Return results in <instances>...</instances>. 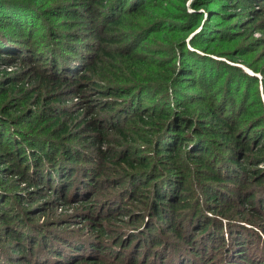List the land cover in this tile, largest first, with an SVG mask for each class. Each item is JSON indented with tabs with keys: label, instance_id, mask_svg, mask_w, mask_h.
<instances>
[{
	"label": "rangeland",
	"instance_id": "rangeland-1",
	"mask_svg": "<svg viewBox=\"0 0 264 264\" xmlns=\"http://www.w3.org/2000/svg\"><path fill=\"white\" fill-rule=\"evenodd\" d=\"M97 1H101L102 4L94 7V4ZM242 1L243 0H165L166 4L163 7L168 8V14L163 17L158 16L157 18L153 17L151 19V24H154L155 21L159 20L161 22L160 26H163V30L149 34L151 36L146 38H144L146 36L144 33H141L139 36H132L137 35L142 28L147 27L144 22H141L142 19H138L132 21L130 25L123 30V35L118 29H110L107 31L108 39H111L114 42L109 45L110 49H116V52L120 49L122 50L121 54L123 55L126 53H136L137 56L145 60L146 66L134 62H129L128 64L140 68L145 75L150 77V81L137 80L127 82L125 79L113 78L108 72V67L106 65H101L99 68V75L100 78H102V81L99 78H96L99 82L98 90H94L93 84L85 82H82L77 90L70 88L67 85L62 87V92L57 96V101H52L53 98H47V100L44 99L40 103H37V100L35 99L33 101L27 100L29 98L28 95L30 94L29 91L32 92L34 89L31 77L34 74H40L45 77L43 74H46L47 76L50 72H53L54 75V72L57 71L55 70L57 67H55V69L53 67H46L48 64L45 59V54L50 49L48 48L49 43L54 39L52 38L53 36H45L44 27L48 24L58 25V23H60L64 26L63 28H65H61L63 31L65 30L66 33L67 31L72 33V41L70 43L66 42V44L68 43L67 46L74 48L71 49L72 53L68 52L73 54V56H67L68 60L66 62L67 68L72 69V66L78 63L79 57H83L82 54L84 55L85 53H88V49L84 50V45L87 43H95L94 39L90 38V36H92L90 30L92 29L91 27L95 25L93 24L95 22V17L101 19L102 15H106L105 6L108 3L107 0H92L90 4H85L78 0H20L19 5L16 6L13 11L7 10L8 18L6 24H11L9 28H11L10 30H12L13 34L6 33L5 36L12 42L17 41L20 45L24 44L22 47H25V45L28 46L30 48V53L23 59L22 57H24V53H18L19 55L15 56L16 59L11 55L2 56L5 58L0 61V83L5 77L2 76L3 71H6L10 74L8 78H15L13 80L16 81V84L19 86L23 84V87L28 94L25 96H19L13 103L7 104V110H5L3 116L9 123L5 122L3 124L5 127H16L19 130L25 131V126H23V124L30 123L33 120V117H31L32 114H36L35 116L37 117L41 116L43 112H46L47 116L41 118L42 120H45L54 114H67V119L63 121L68 122L69 126H77L81 122L88 121H94L96 124L103 127H108L109 125L116 126L119 123L115 120L116 112H121V108H124L123 110L130 108L132 110V107L128 103H118L120 101L118 100L119 98L109 94L107 92L108 87H114L117 90L123 87H134L136 90H132H134V95L136 97H151V100L148 99V101H145L141 97L137 98L145 108L156 107V104H159V108L162 107L164 101L167 99V95L168 98H170L169 95L171 96V94L175 93L174 91L180 94H184L185 91H188V94L195 95L201 94V90H204L203 95L214 93L216 96H219V93L222 92V88L220 87L221 85L218 87V83H216L217 80H214L213 77L206 79L203 82L199 79H196L194 82L183 79V76H188V73H184L186 72L185 68L187 65L186 55H182V60H180V57L178 58L176 54L173 56L174 52L172 53V51L181 49L180 43L182 41L180 42L177 40V35L180 32L184 33L183 30H186L183 43L187 49L190 48V50L197 52L202 56L221 60L227 65L233 66V68H239L250 76L258 79L262 78L263 74L259 71L264 69V5L262 3L257 4V8L255 7V9H259V11L256 15L251 12L243 13L240 8H238L241 7ZM26 6H30L32 10L27 9ZM90 9H95L99 12L90 13L88 12ZM30 11L36 13L37 17L35 14H33L34 17H29ZM113 12L115 15L119 14L117 5H115ZM55 14L57 16H54ZM74 16L77 18L72 20ZM68 18H70V20L66 21ZM193 18L194 22L192 20ZM190 21L193 22V24H190ZM204 21H208V27L212 26L211 28H217V31H212V33L206 31L204 35L200 36L202 32L207 30L206 26L202 27ZM169 23L175 26L179 25L181 28L179 30H177L176 27L165 29L168 28ZM191 27H193V29ZM55 29L57 32H61V35L66 34L58 27H55ZM142 31L144 30L142 29ZM164 31L168 32L165 33ZM124 33H132V35H126ZM194 34H198L199 37L204 38L213 37L210 39H204L202 41L204 43L201 44V47L214 53L205 54L204 52H199L192 48L189 43ZM130 36H132V38ZM64 37L66 36L64 35ZM67 38H70L68 34ZM22 49L24 50V48ZM52 49L55 50V53H53V59H56L57 62L60 63L62 59L59 57L65 55L62 51L64 48H59L57 44V46H53ZM12 58L16 65L9 64L11 63L10 61ZM180 61L181 67L184 69V74L176 75L178 62ZM206 62L208 63L205 64L206 66H211L219 73V68L212 65L210 60ZM200 63L202 64V60ZM55 65H57V63ZM189 65L196 67V62H189ZM46 69L49 70L46 71ZM40 72H43V74ZM81 73L82 72H79L77 75ZM231 73L234 74V72ZM56 74L59 75L60 72H56ZM85 75L90 77V74ZM52 79L55 78L52 77ZM82 81L84 80L82 79ZM142 82H148V84H143ZM162 83H166V85L162 86ZM193 83L195 84L194 88L191 87ZM243 85L245 86L244 89L247 87L251 88L252 86L256 87L250 82V80L248 81L246 79H244ZM168 87L169 90L166 95V89ZM233 89L234 87L232 86L229 93L227 92L226 98L228 97V100L232 101V105L236 108V106L239 105L242 92H239L238 95L235 96V90ZM259 90L264 105V94L262 93L261 88H259ZM78 91H82V93ZM254 91L256 90L252 89L251 94L254 93ZM235 97H237V101L235 100ZM25 100V105H22L23 108L15 111L18 107L17 105H20ZM234 102H236V105ZM252 105V100L246 104L248 109H251ZM54 111H56V113ZM68 118L71 120H68ZM44 122L47 126L50 123L46 121ZM255 125L256 123L252 122L246 124V126L250 127ZM85 127L86 125L81 128H71L70 135H74V137L69 140V144H67L74 146L64 148L67 152L62 151L61 148L57 147H64L62 144L57 143L59 140L58 138L50 137L49 144L55 148L47 153H50L51 156H55L56 158L61 154L66 161L65 158H69L68 151H70V153L73 152L72 154L77 158L72 160V166L70 165L74 168V171L71 174V176L76 179L74 185L77 186L76 177L79 173L82 175V170L88 175L90 174L92 176L90 180V191L88 193L90 197L81 201L79 199L73 200L68 193V197H66V201L64 202L65 205L59 203L51 204L50 202H53L54 199L47 198V196H50L48 190L41 188V192L39 193L34 189H29L27 185L24 186L23 182L18 177V173L13 170L11 165H9V167H7V172H0V194H2V196H0V207L3 209L0 217V234L2 235L1 245L8 248L7 253L10 251L14 257L19 256L11 252L13 247H19L18 242H21V246L25 245L23 240H19L20 238L18 239V235L27 236L28 240V234L32 233L28 228L31 229L37 227L39 230L41 228H46L48 231H56L57 234L59 233L58 235H60V237H78L77 244L76 242H71L75 248H77L76 245H81V248H79L81 256L74 254L67 248H62L55 242H52L48 244L49 247L47 249H44L45 253L41 252L42 250L38 251V253L41 252L42 254V263L62 264L64 260L78 259L79 257H85L88 255L92 256L91 259H94L86 261V263L81 261L78 264H140L142 254L144 253L145 258L142 264H153L151 263L153 258L152 254L156 248L151 247L149 244L150 235H153V230H151L152 233H150V228H146V221L148 222L146 212L148 209H152L153 206L156 205V200L153 197V193L156 189L162 191L163 195L169 196L175 187L172 186V184H170L171 182L168 180H158L159 183L157 187H153L154 183H149L145 190L139 189L138 187L140 183L136 181H141L142 175L134 178L132 176L128 177L133 174V170L115 164L118 157L114 159V162L109 161L107 163L104 161L105 164L101 159V155L95 152L92 146L89 147L84 140L78 139L79 136H82L81 139H84L87 135H91L87 134L88 132H86ZM252 128L249 131H258L263 127L258 126L254 129ZM56 129L57 126H54L53 130ZM243 132L245 133V131ZM111 134L110 141L105 142L101 146V149H110L112 154L115 153L117 155L124 153L125 151L132 152L135 153L136 156L143 157L152 163H156L157 160H159V157L156 155L152 146L143 143L126 144L125 142L122 143V145H119L121 139L116 137L113 132H111ZM157 136L159 137V134H157ZM6 137L9 138L10 141L12 140L10 134L7 133ZM164 137L165 135L163 134L159 139ZM244 138L253 139L252 133ZM204 139L211 144V146H209L205 142L211 148L213 143L212 140H209V137ZM13 146L14 142L12 140V147ZM192 150L195 151L194 149H191L190 152H192ZM196 155L198 158L199 154ZM212 155L214 156V153ZM2 157L3 156L0 155V163H3ZM210 157L213 159L215 156H207L205 160L207 164H209ZM246 157L249 158L250 163L247 166H242V168L246 167L248 169V173H244V175L241 173L240 167L235 165L234 160L232 162L229 160L230 162L228 163L220 157L223 165L222 167L220 166V159L217 160L215 158L213 161H210L213 166L212 169L219 172V174L222 173L220 174L222 177L224 176L223 174H225L226 181L229 182L223 186L224 188L213 187V195L216 196L218 201L220 200L222 205H227H221V208L225 207L233 211V220L229 221L231 223L230 228L226 225L225 230L226 232L228 230L231 231L230 235H228V240L227 238L225 240L227 247L224 251L223 257H220L216 264L220 261H222L220 264H238L240 263L239 260H245L246 263L243 264H252L253 261L251 258L253 257L256 258L254 264H264V184L260 185L253 182L248 186H246V183H244L243 186L239 185V181L242 180V178L246 181L250 176H255L256 174L260 176V174H264V163H261L259 160L260 156L256 155V151H243L237 161L243 162ZM182 161L186 165L187 162H189V158L186 156ZM214 161H218V163ZM199 168L200 167H197V169ZM205 169L209 170V168ZM221 169L224 171H221ZM18 170L26 171L24 167L18 168ZM29 172L30 171L27 173ZM192 175L193 177L195 175L197 179L200 178L195 173ZM155 176L158 175L156 174ZM93 178H95L94 181ZM145 179L147 182H150V176ZM171 179L175 180L174 178ZM78 182H80V184L77 188H80V185L83 182L82 180ZM34 184L37 185L36 182H34ZM34 188L36 189V187ZM201 194L202 195L199 196L201 199L200 203L203 205L202 210L198 211V214L194 211H186L187 219L191 223V234L196 230L198 231L199 225L206 221V219L218 218L221 220L216 213L211 212L213 213L211 214L207 211L208 206L212 207L211 205L216 202H210V200H207L202 191ZM251 196L253 197V200H249L247 204H243ZM81 203H87L88 208H82ZM6 220H8V222H6ZM211 221L214 223V220ZM11 223L17 225L14 227L11 226V228H9L11 232L6 233L5 230L7 229V226L4 225L10 226ZM158 225L166 229V226H163L162 223L158 222ZM242 225L250 228V230L242 227ZM136 228L140 229L136 230ZM98 230L104 232L105 236H102V238L98 236ZM11 233L14 235L13 237L10 235ZM126 233H134L133 235L136 237V245H139L138 248L134 249L135 251H139L138 257L133 258L134 254L131 253H134L135 251L128 255L129 248L126 246V241L125 243H121V241L115 242L114 239H118V236ZM246 233L249 234L248 238ZM189 234L187 233L186 236H190ZM240 235L241 238H239ZM92 237L95 241L103 245L104 249L100 252L81 244L84 240ZM182 237H185L184 234ZM6 240H8V242ZM241 241L242 243L239 244ZM247 241L249 242L248 247H250V251L247 247L246 249L248 250L246 256L244 252H240V245H247ZM192 245L193 242H186V239L185 241L177 242L174 246L177 247V250L168 252L166 258L171 254L180 257L188 251L189 254L187 253V257L194 260L195 257L189 252V248L192 247ZM214 246H218L217 241H212L209 245V250ZM143 248L148 252L145 253ZM54 249L57 251L52 253V250ZM49 250L51 251L49 252ZM257 250L263 252L262 257L259 258L256 256L255 252ZM22 254L20 257L24 255ZM236 254L239 256L237 257ZM57 255H61V257L59 258ZM246 257L247 259H245ZM126 258L129 260L127 261ZM133 259H136V262H134ZM168 259L169 260L166 259L163 261L162 264H177L172 256ZM130 260L131 262H129ZM1 261L2 264H8L5 259H0V262ZM214 261L215 260L213 259L212 261L208 260V262H206L207 264H215ZM30 262L21 258L18 259L17 264H32V261ZM156 264H159V261H157Z\"/></svg>",
	"mask_w": 264,
	"mask_h": 264
},
{
	"label": "trees",
	"instance_id": "trees-1",
	"mask_svg": "<svg viewBox=\"0 0 264 264\" xmlns=\"http://www.w3.org/2000/svg\"><path fill=\"white\" fill-rule=\"evenodd\" d=\"M19 1L20 0H0V61L5 58L2 57L5 55H11L16 59L15 56L19 55L18 53H24L25 55L22 57L23 59L30 53V48L28 46L25 45V47H22L24 44L20 45L17 41L12 42L5 36L6 33L13 34L12 30H10L11 28H9L11 24H6L8 18L7 10L13 11L15 7L19 5ZM78 1L90 4L92 0ZM263 2L264 0H243L241 2V7L238 8H240L243 13L251 12L256 15L259 9H255V7L257 8V4L259 3L264 5ZM107 3L108 4L105 6L106 15H102L101 19L95 17V22L93 21V24L95 25L91 27L92 29L90 30L92 34L90 38H93L95 43H87L84 45L83 48L84 50L88 49V53H85L84 55L80 53L83 57H79L78 63L74 64L72 69H68L66 66V62L68 60L67 56H73V54H71V49L74 48L67 46L68 43L66 44V42L70 43L72 41V33H69V31L66 33L65 30L63 31L62 29L65 28H63L64 26L60 23H58V25L48 24L44 27L45 36H53L52 38L54 39L51 43H49L48 48L50 49L45 54V59L48 64L46 67H53L54 69L57 67L55 70H57L56 72H60V74L58 75L54 72L55 74L53 75V72H50L49 75L46 76V74L40 72L45 77L40 74H34L31 77L34 92L29 91L30 94L28 95L29 98L27 100L33 101L35 99L37 100V103H40L44 99L47 100V98H53L52 101H57V96H59L62 92V87L68 85L70 88L77 90V88L79 89L81 86L82 82L93 84L94 90H98L99 82L96 78H99L102 81V78H100L99 75V68L101 65H106L108 67V72L113 78L125 79L127 82L137 80L150 81V77L145 75L140 68L128 64L129 62H134L146 66L145 60L137 56L136 53H126L123 55L121 54L122 50L120 49H118L117 52L116 49H110L109 45L114 42L113 40L108 39L109 37L107 36V31L110 29H118L123 35V30L127 28L132 21L138 19H142L141 22H144L147 26L142 28L144 31L141 29L137 35H132V33L124 34L139 36L141 33H144L146 34L144 38H146L151 36L149 34L163 30V26H160L161 22L159 20L155 21L154 24H151V19L153 17L157 18L158 16L163 17L168 14V8L163 7L166 4L165 0H107ZM100 4H102V2L97 1L94 4V7L100 6ZM115 5H117L119 10V14L117 15L113 12ZM26 8L32 10L30 6H26ZM88 12L91 13L99 11L90 9ZM33 14L37 17L36 13L31 11L29 12V17H34ZM54 16L57 15L55 14ZM76 18L77 17L74 16L72 20ZM69 20L70 18L66 21ZM192 20L194 22V18ZM193 22L190 21V24H193ZM178 26L171 25L169 23L168 28L165 29H169V27H176V29L179 30L181 26ZM204 26L207 27V30L204 32H202L203 30L200 31L202 32L200 36L204 35L206 31H209V33L217 31V28H211L212 26L208 27V21H204L202 27ZM55 27L60 28V30L66 34L61 35L62 33L57 32ZM191 28L193 29V27ZM185 31L186 30H183L184 33ZM164 32L167 33L168 31ZM184 33L180 32L177 35V40L180 42L182 41L180 43L181 49L172 51V53L174 52L173 56L176 54L178 58L180 57V60H182V55H186L187 65L185 68L186 72L184 73H188V76H183V79L189 80L190 82H194L196 79H199L203 82L206 79L213 77L214 80H217L216 83H218V87L221 85L220 87L222 88V92L219 93V96H216L214 93L203 95L204 90H201V94L195 95L188 94V91H185L184 94L174 91L175 93L171 94V96L169 95L170 98H168V87L166 89L167 99L164 101V105H162V107L159 108V104H156V107L145 108L137 98L141 97L145 101H148V99L151 100V97H136L134 95V90H136L134 87H123L119 90L114 87H108L107 92L112 96L119 98L118 100L120 101L118 103H128L132 107V110L130 108H126L125 110H123L124 108H121V112L123 113L120 111L116 112L115 120L116 122H119L116 126L109 125L108 127H103L99 126L94 121L81 122L77 126H69L68 122L63 121L67 119V114H54L51 117H48L49 119L46 118L45 120H42L41 118L47 116V113L43 112L41 116L36 117V114L31 115L33 120L30 123L28 122L23 124V126H25V131L19 130L16 127H5L3 123H9L3 116L5 110H7V104L13 103L17 100V97L25 96L28 93L25 91L23 84H21V86L17 85L16 81L13 80L15 78H8L10 74L3 71L2 76L5 77L0 83V131H3L0 132V155L3 156V163H0V172H7V167L11 165L13 170L18 173V177L21 179L24 186L27 185L29 189H34L39 193L41 192V188L48 190L50 196H47V198L54 199L53 202H50L51 204L59 203L61 205H65L64 202L66 201V197H68V193L73 200L79 199L81 201L88 199V197H90L88 193L90 191V180L92 176L82 170V175L79 173L76 177L77 186L74 185L76 179L71 176L74 171V168L71 166L73 163L72 160L77 158L72 154L73 152L70 153V151H68L69 158H65L66 161L63 159V155L61 154L56 158L55 156H51L50 153H47L55 148L49 144L50 137L58 138L59 140L57 143L62 144L64 147H57L61 148L62 151L67 152L64 148L74 146L68 145L69 140L74 137V135H70L71 128H81L86 125V132L91 135H87L84 139H81L82 136H79L78 139L84 140L89 147L92 146L94 151L101 155L103 162H114V159L118 157L115 164L125 166L133 170V174L128 177L132 176L134 178L142 175L141 181H136L140 183L138 187L139 189L145 190L149 183H154L153 187H157L159 183L158 180H168L171 182L170 184L175 187L169 196L163 195L162 191L156 189L153 193L156 205H154L152 209H148L146 212L148 217V222L146 221V228H150V233H152L151 230H153V235H150L149 244L151 247L156 248L152 254L153 258L151 263L156 264V262L159 261V264H162L163 261L166 259L169 260L168 258L172 256L177 264H207L208 260L212 261L213 259L216 264V262L219 261V258L223 257L224 251L227 247L225 240L226 238L228 240V235H230L231 231L228 230L226 232L225 230L226 225L230 228L231 223L229 221L233 220V211L225 207L221 208L222 203L220 200L218 201V199H216L215 195H213V187L224 188L223 186L229 182L226 181L227 179L225 178V174H223L224 176L222 177L220 175L222 173L219 174V172L212 169L213 166L210 161H213L215 158L219 160L220 157L228 163L230 162L229 160H231V162L234 160L235 165L240 167L243 175L244 173H248V169L246 167L242 168V166H247L250 163L248 157H246L243 162L237 161L243 151H256V155L260 156L259 160L261 163H264V105L259 90V88H261L262 93L264 94V69L259 71L262 72L263 75L262 78L258 79L243 72L239 68H233V66L227 65L221 60L202 56L201 54L190 50V48H186L183 43V39L185 38ZM67 34L70 38H67ZM64 35L66 37H64ZM132 36L130 37L132 38ZM206 38L210 39L213 37L204 38L199 37L198 34H194L189 45L199 52L213 54L214 52H210L208 49L201 47V44L204 43L202 41ZM57 44L59 48H64L62 51L65 53V55L59 57L62 59L60 63H58L56 59H53V53H55V50L52 49V47L57 46ZM22 48H24V50ZM201 60L202 64L200 63ZM205 60H210L212 65L217 66L219 68V73L211 66H206L205 64L208 63ZM192 61L196 62V67L189 65V62ZM10 62L11 63L9 64L16 65L13 58ZM55 62L57 65H55ZM48 70L49 69H46V71ZM183 71L184 69L181 67L180 61L178 62L176 75L184 74ZM79 72L82 73L77 75ZM84 72L85 74H90V77L85 75ZM231 72H234V74ZM52 77L55 79H52ZM82 79L84 81H82ZM244 79L248 81L250 80V82H252V84L256 87L252 86L251 88L247 87L244 89ZM142 83L148 84V82ZM163 85H166V83H162V86ZM232 86L234 87L233 90H235V96L238 95L239 92H242V97L236 108L232 105V101L228 100V97L226 98L227 92L229 93ZM191 87L194 88L195 84L193 83ZM252 89L256 91L251 94ZM78 92L82 93V91ZM235 100L237 101V97H235ZM250 100L253 101V105L251 109H248L246 104ZM25 102L26 100L20 105H17L18 107L15 111L22 109V105H25ZM234 104L236 105V102H234ZM54 112L56 113V111ZM68 120L71 119L68 118ZM44 121L50 122L48 126L44 124ZM251 122L256 123L255 126H252L253 128L246 126L247 123ZM54 126H57L56 130H53ZM258 126H262L263 128L258 131H249L251 128L254 129ZM243 131H245V133ZM111 132H113L116 137L121 139L119 145H122V143L125 142L126 144L143 143L145 145L152 146L156 155L159 157V160H157L156 163H152L143 157H139L138 155L136 156L135 153L132 152L125 151L124 153L117 155L115 153L112 154L110 149H101V146L105 142L110 141V137L112 135ZM7 133L12 136V140L14 142L13 147L12 140L10 141V139L6 137ZM250 133H252L253 139L244 138L249 136ZM157 134H159V137ZM163 134L165 137L159 139ZM206 137H209V140H212L213 142L211 148L209 147L211 144L206 142V139H204ZM191 149H194L195 151L192 150V152H190ZM213 153L215 157L212 155ZM196 154H199L198 158ZM209 155L214 158L212 159L210 157L211 159L209 160V164H207L205 160ZM186 156L189 158V162L185 165L182 159ZM214 162L218 163V161ZM220 166H223L222 162ZM21 167H24L26 171H19L18 168ZM197 167L200 168L197 169ZM205 168H209V170H206ZM27 170L30 172L27 173ZM222 170L223 169H221V171ZM193 173L200 178L197 179L195 175L193 177ZM156 174L158 176H155ZM148 176H150V182H147L145 179ZM171 178H174L175 180H172ZM80 180H82L83 183H81L80 188H77L80 184L78 181ZM94 180L95 178H93V181ZM34 182H36L37 185L34 184ZM253 182L263 185L264 174H260V176H258V174L250 176L246 179V181L242 178V180L239 181V185L243 186V184L246 183V186H248ZM34 187H36V189ZM201 191L206 196L207 200H210V202H216L215 204L212 203V207L208 206L207 211L209 213H216L221 220L209 217L212 219H206V221L199 225L198 231L196 230L191 234V223L187 219L186 211H194L198 214V211L202 210L203 205L200 203V196L202 195ZM136 192L139 193L138 191ZM0 196H2V194H0ZM252 198V196L249 197L243 204H247L249 200L252 201ZM81 206L82 208H88L87 203H81ZM2 210L3 209L0 207V217ZM211 220H214V223ZM6 222H8V220H6ZM158 222L162 223L163 226H166V229L159 226ZM15 225L17 224L11 223L10 226L4 225L7 226V229L5 230L6 233L11 232L9 228H11V226L14 227ZM242 227L250 230V228L243 225ZM139 229L140 228H136V230ZM28 230L32 231V233L28 234V240L27 236L18 235V239L20 238L19 240H23L25 245L21 246V242H18L19 247H13L15 250L12 249L11 252L19 255L15 257L10 253V251L7 253L8 248L1 245L2 235L0 234V259H5L8 264H17L18 259L21 258L26 259L28 262L32 261V264H45L41 262V252L45 253L44 249H47L49 247L48 244L52 242H55L62 248L71 250L74 254H81L79 249L81 248V245H76L77 248H75L71 242L73 241L77 244L78 237H60V235H58L59 233L57 234L56 231H48L46 228H41L39 230V228L36 227L31 229L28 228ZM97 233L101 238L102 236H105L104 232H101L100 230H98ZM187 233H190V236H186ZM223 233H226L225 236ZM133 234L134 233H126L118 236V239H114L115 242L121 241V243H125L126 241V246L129 248L128 255L129 253L134 252V249L139 246L138 244L136 245V237ZM183 234L185 237H182ZM246 234L248 238L249 234ZM10 235L12 237L14 236L12 233ZM239 238H241V235ZM185 239L186 242H193L192 247L189 248V252L192 253L195 259L192 260L187 257L188 251L180 257L171 254L166 258L168 252L177 250V247H174L175 243L185 241ZM6 241L8 242V240ZM212 241H217L218 246H214L209 250V245ZM241 243L242 241L239 244ZM81 244L98 252L104 249L103 245L95 241L93 237L84 240ZM248 244L249 242L247 245H240V252H244L246 254L248 249L250 251ZM247 247L248 249H246ZM39 250L42 251L38 253ZM143 250L145 253L148 252L144 248ZM258 250L255 254L260 258L262 257L263 252ZM50 251L51 250H49V252ZM54 251L57 250H52V253ZM21 254L23 255L22 257H20ZM131 254H134L133 258L138 257L139 251L137 250ZM57 256L59 258L61 257V255ZM236 256L238 257L239 255L236 254ZM91 257L92 256L86 255L85 257H79L78 259H68L64 260L62 264H78L81 261L86 263V261L94 259H91ZM144 258L145 254L143 253L140 264H142ZM245 259H247V257ZM251 259L253 261L252 264H254L256 258L253 257ZM126 260L128 261L129 259L126 258ZM133 261L136 262V259H133ZM129 262H131V260ZM221 262L222 261L217 264H220ZM239 262L240 263L238 264L246 263L245 260H239ZM0 264H2V261Z\"/></svg>",
	"mask_w": 264,
	"mask_h": 264
}]
</instances>
